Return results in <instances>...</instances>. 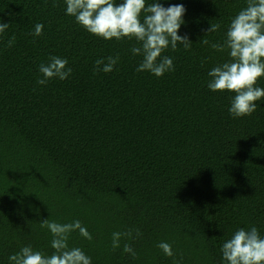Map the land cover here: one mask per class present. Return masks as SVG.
<instances>
[{
  "label": "trees",
  "instance_id": "16d2710c",
  "mask_svg": "<svg viewBox=\"0 0 264 264\" xmlns=\"http://www.w3.org/2000/svg\"><path fill=\"white\" fill-rule=\"evenodd\" d=\"M159 2L184 5L179 34L192 42L163 53L175 71L162 77L136 70L134 39L89 33L65 0H0V23L10 24L0 34V264L24 246L52 255L46 219L79 220L92 240L76 231L69 247L92 264H226L221 249L237 230L264 237V98L233 118L235 93L208 87L209 71L230 60L211 44L225 43L247 0ZM211 24L220 27L208 33ZM53 56L72 74L40 85ZM109 56H119L114 70L96 72ZM136 229L113 250L114 232Z\"/></svg>",
  "mask_w": 264,
  "mask_h": 264
},
{
  "label": "clouds",
  "instance_id": "9594fccd",
  "mask_svg": "<svg viewBox=\"0 0 264 264\" xmlns=\"http://www.w3.org/2000/svg\"><path fill=\"white\" fill-rule=\"evenodd\" d=\"M66 14L75 17L89 33L105 40H135L140 46L133 47L134 55L143 60L137 71H148L156 77L175 71L173 59L163 53L171 47L176 50L178 44L185 49L192 42L187 35L179 34L181 25L185 23L186 9L183 4L164 7L159 0L146 5V0H65ZM10 24L0 23V34H4ZM220 25L208 29L215 32ZM39 37L43 34V25L36 24L32 33ZM209 44L207 39L200 41ZM15 36L8 41L11 47ZM217 51L229 50L230 60L209 71L211 78L208 87L213 92L228 91L235 93L229 109L233 118L252 116L257 111V101L264 98V88L258 87L259 80L264 77V0H247V5L232 19L223 45L211 44ZM119 61V56L107 57L95 61V71L110 73ZM101 65L103 67H101ZM39 71L43 78L37 81L46 85L50 80H65L72 74L68 60L53 56L47 64H41ZM41 227L47 228L52 235L51 247L54 253L50 256L31 246H24L18 253L9 257L11 264H92L91 257L78 247H69L71 234L78 231L87 240L92 235L79 220L71 223H58L50 219L43 220ZM141 235L139 229L112 234V248L119 249L122 238L132 240ZM158 247L168 257L174 252L169 243L161 242ZM222 256L226 264H264V237L253 226L249 230H237L224 242ZM123 252L136 258L134 248L123 243Z\"/></svg>",
  "mask_w": 264,
  "mask_h": 264
}]
</instances>
